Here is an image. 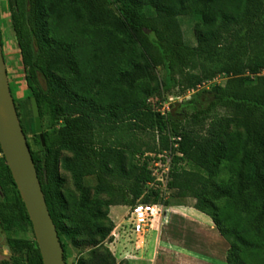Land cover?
<instances>
[{"label":"trees","instance_id":"trees-1","mask_svg":"<svg viewBox=\"0 0 264 264\" xmlns=\"http://www.w3.org/2000/svg\"><path fill=\"white\" fill-rule=\"evenodd\" d=\"M6 8L30 97L50 128L61 125L44 133V146L38 136L43 158L30 150L66 263L72 247L75 264H129L107 247L110 210L142 197L162 202L133 143L150 130L171 158L169 189L211 218L229 244L227 264H264V0H7ZM181 17L198 19L196 46L185 42ZM196 71L204 83L223 75L226 84L203 90L209 98L181 119L155 110L152 99L197 87ZM20 122L26 137V128L37 136L33 116ZM0 155L1 228L33 232L1 146ZM7 245L27 264H43L35 236Z\"/></svg>","mask_w":264,"mask_h":264},{"label":"rangeland","instance_id":"rangeland-1","mask_svg":"<svg viewBox=\"0 0 264 264\" xmlns=\"http://www.w3.org/2000/svg\"><path fill=\"white\" fill-rule=\"evenodd\" d=\"M7 0H0V18H1V37H2V49L4 60L6 64V69L8 73V79L12 91V95L16 106L18 107V111L20 113V119L22 120L24 126L27 125V118L34 117L32 110V100L34 98L30 97L29 88L26 80V71L23 67L21 53L17 44V40L13 31L9 10L6 8ZM198 19L196 17H181L179 18V24L181 25L184 40L190 46H196L197 41L194 35V26ZM155 73L159 76L160 79L163 78L164 72L160 68H158ZM191 78L193 82L198 83L197 87L190 90L188 93H179L177 89L172 91L170 95H164L162 97L158 96L151 100V104L154 106L156 111L161 112L162 114H168L173 111L174 115L181 119L184 116L191 114L194 111V105L198 100H205V98H209L207 95L203 97V90H209L214 85L224 86L226 84L227 78L223 75L217 76L213 82H205L204 83V74L202 71H196L191 74ZM202 81V82H201ZM204 98V99H203ZM203 103V101H202ZM42 120L43 125V133L52 132L53 130H58L61 125H57L55 128H50L48 117H44ZM27 138L32 151L38 157H44V152L41 148L40 143L38 142V136L32 134V132L26 128ZM133 143L136 146V149L139 151L137 154L136 160L141 163H148L149 168L154 172L155 164L157 163L159 167L164 168L160 171L164 172L166 167L165 163L168 161L171 162V158L166 155L165 152H161V144L158 137V133L156 131H137L133 138ZM69 155V154H66ZM165 160V161H163ZM173 161V160H172ZM0 162H2V155H0ZM173 163V162H172ZM170 164V168H171ZM179 166L183 168V173L192 178H198L199 172L193 170L186 163H182ZM157 168V167H156ZM167 170V169H166ZM161 172L158 175H161ZM61 175L64 177L66 181L65 187L70 190H74V185L70 174L61 171ZM226 175V172L222 173V176ZM167 189L159 188L162 194V204L165 207H179V206H189L196 205V200L194 198H180L178 196V192L176 190H170L168 187V183L171 181L167 180ZM85 183L89 187H95L98 183L97 177L92 176L85 179ZM164 183L159 184L163 185ZM149 186L156 187L154 183H150ZM157 188V187H156ZM2 194L0 193V200L2 199ZM143 198V197H142ZM142 198L137 202L141 203ZM126 210V209H125ZM123 213H126V211ZM127 216L125 215V223L122 225L126 228L125 231L129 235L130 231V206L127 210ZM112 219V218H111ZM154 230V229H153ZM180 230H183L180 235L183 238H188V243L195 245V249L199 252L197 256H195L199 261L197 264H227L226 255L229 249V244L227 242H223V244L217 243L215 240H210L202 235L195 228L190 227H181ZM156 231V230H155ZM114 232V231H113ZM217 233L220 236V233L217 230ZM127 235V236H128ZM156 235L155 232H148L146 236L147 240L154 238ZM9 237H20V238H28L33 239L34 234L32 231H28L26 233H20L15 236L14 233L8 232L6 233L0 225V245L3 247L0 249V264L9 263V264H27L26 259L22 258L18 255L12 254L10 247L7 245V239ZM111 241L107 243V247L114 254L119 262H121V257L118 255L117 251H113V233L111 237ZM142 239H140L141 241ZM226 241V240H225ZM133 243V242H132ZM131 244V243H130ZM142 243L139 244L140 247ZM192 245V246H193ZM79 257V252L72 247L68 249V259L67 264H75ZM132 257V256H130ZM124 258H128L125 256ZM124 260V259H123ZM128 262V261H127ZM203 262V263H202Z\"/></svg>","mask_w":264,"mask_h":264},{"label":"water","instance_id":"water-1","mask_svg":"<svg viewBox=\"0 0 264 264\" xmlns=\"http://www.w3.org/2000/svg\"><path fill=\"white\" fill-rule=\"evenodd\" d=\"M35 130L43 146L39 106L32 100ZM0 146L20 197L26 207L43 264H67L60 238L50 215L32 153L16 110L2 49L0 28ZM0 245V249H1Z\"/></svg>","mask_w":264,"mask_h":264},{"label":"crops","instance_id":"crops-1","mask_svg":"<svg viewBox=\"0 0 264 264\" xmlns=\"http://www.w3.org/2000/svg\"><path fill=\"white\" fill-rule=\"evenodd\" d=\"M128 208V206L111 207L110 217L115 225L113 243H111L113 251L119 253L121 261H128L129 264H197L199 260L195 256L199 252L195 249V245L184 242L189 239L180 235L184 232L180 230L181 227L195 228L206 238L215 240L219 244L226 242L217 233L211 218L198 211L194 205H184L166 207L165 217L158 231L156 229L149 231L155 232V237L147 240L148 234H146L141 241L138 239V245L142 243V247L137 248V237L131 233L128 235L126 228L122 226L125 223ZM124 210L126 213H123ZM125 256L128 258H124Z\"/></svg>","mask_w":264,"mask_h":264},{"label":"built area","instance_id":"built-area-1","mask_svg":"<svg viewBox=\"0 0 264 264\" xmlns=\"http://www.w3.org/2000/svg\"><path fill=\"white\" fill-rule=\"evenodd\" d=\"M211 83V82H210ZM170 164L171 162L167 161L165 163V171L161 172L160 169H164L159 167V165L155 164V170L153 172V176L156 177V183L162 184L167 183L169 179L170 173ZM157 167V168H156ZM155 172H161V175ZM158 188L167 189V184L164 185V188L161 185H156ZM165 206L162 203L157 204H144V203H137L135 206L130 207V231L131 234L137 237V248L138 239H142L150 230L156 229L158 231L161 222L164 220L165 217Z\"/></svg>","mask_w":264,"mask_h":264},{"label":"flooded vegetation","instance_id":"flooded-vegetation-1","mask_svg":"<svg viewBox=\"0 0 264 264\" xmlns=\"http://www.w3.org/2000/svg\"><path fill=\"white\" fill-rule=\"evenodd\" d=\"M1 248H3V247H1Z\"/></svg>","mask_w":264,"mask_h":264}]
</instances>
